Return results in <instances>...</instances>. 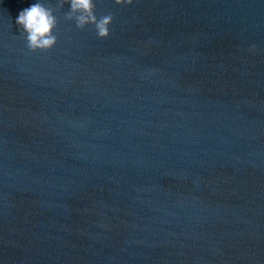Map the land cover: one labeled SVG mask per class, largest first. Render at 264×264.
<instances>
[{
	"label": "clouds",
	"instance_id": "9594fccd",
	"mask_svg": "<svg viewBox=\"0 0 264 264\" xmlns=\"http://www.w3.org/2000/svg\"><path fill=\"white\" fill-rule=\"evenodd\" d=\"M65 2L70 5V10L65 13V19H74L78 29H83L87 25H94L99 38L104 39L110 35L113 15L109 13L98 18L95 14L94 0H61L60 7H63ZM115 3L131 5L133 0H115ZM16 24L26 37L28 49L33 52L37 50L48 51L57 43V37L54 35L57 17L53 8L47 6L42 0H37L36 3L21 10L16 19Z\"/></svg>",
	"mask_w": 264,
	"mask_h": 264
}]
</instances>
